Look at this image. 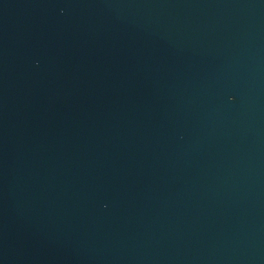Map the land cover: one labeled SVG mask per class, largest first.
I'll use <instances>...</instances> for the list:
<instances>
[{
    "label": "water",
    "instance_id": "obj_1",
    "mask_svg": "<svg viewBox=\"0 0 264 264\" xmlns=\"http://www.w3.org/2000/svg\"><path fill=\"white\" fill-rule=\"evenodd\" d=\"M0 264H264V0H0Z\"/></svg>",
    "mask_w": 264,
    "mask_h": 264
}]
</instances>
